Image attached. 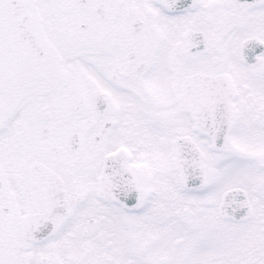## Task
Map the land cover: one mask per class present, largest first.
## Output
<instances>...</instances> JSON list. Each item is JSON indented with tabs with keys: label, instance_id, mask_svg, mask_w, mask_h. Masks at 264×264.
<instances>
[{
	"label": "snow or ice",
	"instance_id": "6c2138e0",
	"mask_svg": "<svg viewBox=\"0 0 264 264\" xmlns=\"http://www.w3.org/2000/svg\"><path fill=\"white\" fill-rule=\"evenodd\" d=\"M0 264H264V0H0Z\"/></svg>",
	"mask_w": 264,
	"mask_h": 264
}]
</instances>
